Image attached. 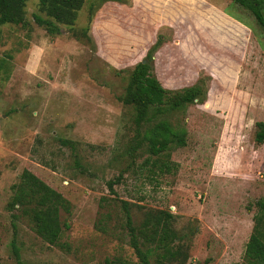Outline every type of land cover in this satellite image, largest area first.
<instances>
[{"label": "rangeland", "instance_id": "rangeland-1", "mask_svg": "<svg viewBox=\"0 0 264 264\" xmlns=\"http://www.w3.org/2000/svg\"><path fill=\"white\" fill-rule=\"evenodd\" d=\"M143 1L85 0L72 25L49 34L33 20L44 17L37 0H27L25 26L0 25L1 264H13V248L28 264L114 257L135 264L121 200L134 224L146 210L172 215L176 253L152 256L150 264L241 262L264 193V142L253 141L254 122H264V29L232 0H205L238 20L241 31L233 37L210 26L208 35L191 37L154 23L152 1L145 0L146 10ZM157 38L151 74L170 90L201 81L205 96L156 115L183 131L184 143L170 146L169 171L150 176L139 169L147 154L127 152L133 110L118 97ZM24 169L69 203L68 213L59 211L66 227L57 244L8 207Z\"/></svg>", "mask_w": 264, "mask_h": 264}, {"label": "trees", "instance_id": "trees-1", "mask_svg": "<svg viewBox=\"0 0 264 264\" xmlns=\"http://www.w3.org/2000/svg\"><path fill=\"white\" fill-rule=\"evenodd\" d=\"M26 1L0 0V25L12 23L25 26ZM232 1L247 8L256 23L264 29L261 0ZM84 2L85 0H37L38 10L44 17L33 14V20L47 33L55 34L59 31L58 25L73 24ZM159 42L157 38L146 50L144 57L129 70L123 92L118 97L123 104L133 110L134 134L132 141L127 143V152L132 155L139 148L147 154L139 169L146 167L150 176L169 171L167 158L170 146L172 144L180 146L184 143L183 131L173 128L164 118L155 119L156 115L181 110L193 103L200 104L205 96L201 81L181 89L170 90L164 88L151 74L149 62ZM3 63L4 61L0 60V68ZM253 141L256 144L264 142V122H254ZM112 182V180L106 182L110 192L113 191ZM15 206L19 214L30 222L36 235L48 244H57L61 226L66 227V224L59 220V211L68 213L70 207L68 201L59 192L24 169L19 174L18 182L12 185V194L8 201L10 209ZM119 206L123 213L128 245L136 257L135 264H150L152 256L159 255L164 258L176 253V250L172 251L170 247L176 236L171 228L170 213L164 210H146L140 221L134 224L129 203L121 200ZM98 223L101 224L102 221L98 220ZM12 253L13 264H28L19 258L15 248ZM102 264L131 263L121 257H114L105 258ZM239 264H264V193L255 201L251 230L244 244Z\"/></svg>", "mask_w": 264, "mask_h": 264}, {"label": "crops", "instance_id": "crops-1", "mask_svg": "<svg viewBox=\"0 0 264 264\" xmlns=\"http://www.w3.org/2000/svg\"><path fill=\"white\" fill-rule=\"evenodd\" d=\"M153 3L152 17L158 25L170 24L174 32L184 31L188 36H205L208 28L216 27L224 35L240 33V22L212 6L205 0H151ZM146 10V1L142 2ZM234 17V16H233ZM218 26L216 23H220ZM161 83V82H160Z\"/></svg>", "mask_w": 264, "mask_h": 264}, {"label": "water", "instance_id": "water-1", "mask_svg": "<svg viewBox=\"0 0 264 264\" xmlns=\"http://www.w3.org/2000/svg\"><path fill=\"white\" fill-rule=\"evenodd\" d=\"M142 62H144V60H142Z\"/></svg>", "mask_w": 264, "mask_h": 264}]
</instances>
